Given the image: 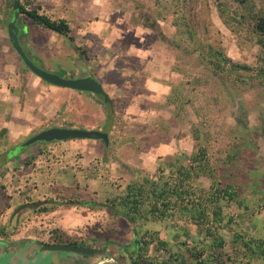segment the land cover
I'll return each mask as SVG.
<instances>
[{"label": "rangeland", "instance_id": "1", "mask_svg": "<svg viewBox=\"0 0 264 264\" xmlns=\"http://www.w3.org/2000/svg\"><path fill=\"white\" fill-rule=\"evenodd\" d=\"M6 1L0 0V129L7 127L16 140L0 156L7 159L4 167H0L1 173L6 172L0 175V230L4 228L6 233L0 231V264L43 261L50 264L57 258L66 259L64 262L59 259L60 264L88 262L86 257L72 252L31 258L25 250L20 257L5 256L9 245L5 236L16 244L20 238H48L56 228L78 239L108 234L110 239L119 241L109 249L115 256L122 243L142 237L145 229L136 234L122 215H114L105 208L91 209L79 201L58 202L71 199L102 202L108 195L112 197L121 191L137 173L157 177L163 166L168 173L170 160L189 162L198 148L194 129L204 118L183 95L192 90L194 85L190 81L197 77L209 78V82L196 88L208 96L220 93L224 97L225 105L215 107L214 113L210 111L212 119L208 116L204 119L218 139L217 146L230 143L226 129L236 137H246L243 155L247 156H241L238 163L242 170L224 180L244 185L241 197L249 205L248 210H234L237 221L234 229L264 238V85L239 92L230 83H224L220 75L210 72L199 59L202 45L212 44L235 63L257 65L260 46L255 38L241 25L235 26L232 19V26L228 25L221 15V3L230 2V12L235 3L20 0L28 9L36 5L40 11L67 17L75 27L74 43L88 52L84 61L81 49L67 37L34 25L23 14L20 22L27 24L28 35L23 43L29 57L38 66L64 77L85 75L86 67L112 99L111 103H102L88 93L47 84L28 69L9 43V19L3 16ZM257 1L264 7V0ZM55 125L107 132V151L99 142L101 139L89 138L36 142L24 151L18 148L42 129ZM9 145L6 142L2 146ZM39 148L44 152L25 165V160ZM20 202L33 203L16 208ZM51 202L56 203L54 209L34 211ZM147 226L159 230L161 237L175 247L179 241L193 244L197 235L195 227L186 230L184 223L179 228L169 221ZM176 231L179 239L174 237ZM224 233L228 239L233 236L228 227ZM222 258L227 259L226 254Z\"/></svg>", "mask_w": 264, "mask_h": 264}, {"label": "trees", "instance_id": "2", "mask_svg": "<svg viewBox=\"0 0 264 264\" xmlns=\"http://www.w3.org/2000/svg\"><path fill=\"white\" fill-rule=\"evenodd\" d=\"M229 3H221V15L228 25H231L232 19L236 23L235 26L241 25L249 35L255 38V42L260 46L257 65L235 63L212 44L202 45L204 49L199 53V59L210 72L220 75L224 83H230L237 91L244 92L249 88L264 85V7L259 6L257 0H231V3L236 5L230 12ZM12 8L13 0H7L3 7L5 19L11 18ZM20 9L21 14L31 18L34 25L47 27L67 37L76 48L81 49L83 53L81 58L86 61L87 49L74 43L75 27L67 17L40 11L39 6L36 5L28 9L22 2H20ZM188 29L190 36L193 37L191 28ZM82 66L85 67L84 64ZM83 70L89 73L86 67ZM208 82L209 78H194L190 81L194 85L192 90L183 95L192 102L196 111L204 119L206 116L213 115L209 113L210 111L214 113L215 107L225 105L222 94L216 93L208 96L204 90L196 88ZM242 86L244 89H241ZM101 97L99 95L97 99L103 103L104 100ZM182 107L184 108V105ZM204 119L194 129L193 135L198 148L189 162L170 160L168 173L164 171L163 166L160 169L162 172L157 177L141 176L137 173L135 177L128 180L121 191L112 197L108 195L107 199L102 202L93 199H71L61 201L60 204H65V202L74 204L79 201L80 204L91 209L105 208L114 215L124 216L132 224L136 234L144 228L142 237H135L127 244L122 243L121 247L115 251L117 258L123 264H264V238L252 235L243 229H234L237 223L234 210L249 209V205L241 197L244 185L240 186V183H234L231 180L224 181L228 176L236 175L242 170L241 167L239 169L238 163L241 156H247L243 155L246 137L245 135L236 137L237 135L235 136L231 130L226 129L230 143L228 145L220 143L217 146L218 139L215 138L213 129ZM7 129L5 126L0 129V156L6 154L14 146L13 142L16 140ZM4 142H10L11 145L2 146ZM99 142H102L104 150L107 151L109 145L107 146L104 140H99ZM41 143L46 144L47 142ZM43 152L44 149L39 148L34 154L31 153L25 160V165L31 163L35 156ZM5 158L0 157L2 159L1 168L7 161ZM5 173L0 172V175ZM34 202L37 204L38 201ZM31 203L20 202L16 208L21 209ZM55 205V202L44 203L34 211L48 212L55 208ZM164 221L171 222L175 228H179L181 223L185 224L186 230H189V226L195 227L197 235L193 244L179 241V246L175 247L169 240L161 237L159 230H153L152 227L147 226ZM227 227L233 231L231 239H228L224 233ZM0 231L3 235L6 234L4 228ZM54 234L62 242L74 245L88 244L90 247H98L106 251L114 246L113 243L119 242L116 239H110L108 234L100 233L78 239L66 236L56 228ZM174 237L179 239L180 235L177 231ZM103 239L104 242H102ZM226 246H229V249L226 250ZM223 254H226L229 260L223 259ZM83 258L87 259L86 264H93L101 259H93L87 255Z\"/></svg>", "mask_w": 264, "mask_h": 264}, {"label": "water", "instance_id": "3", "mask_svg": "<svg viewBox=\"0 0 264 264\" xmlns=\"http://www.w3.org/2000/svg\"><path fill=\"white\" fill-rule=\"evenodd\" d=\"M21 15L20 0L13 1V8L11 11V19L8 22L7 30L10 38V42L16 52L20 55L24 63L29 67L41 79L47 81L50 84L70 88L78 91L92 92L98 95H103L104 100L112 101L108 92L105 90L102 83L93 75L79 76V77H64L57 72L52 70L44 69L38 66L24 50L20 39V28L17 24L18 19ZM78 138H89V139H101L104 140L106 145H109V135L99 129H87V128H76V127H65V126H53L41 130L31 138H29L23 145H19L20 150L28 148L30 145L43 141L50 142L54 140H68ZM38 243L41 249L50 251H68L78 253L82 255H88L93 257L101 258L93 264H123L115 255L109 251L103 250L97 247H88L81 245L71 244H53L49 245L42 241H35ZM137 242V241H136Z\"/></svg>", "mask_w": 264, "mask_h": 264}, {"label": "flooded vegetation", "instance_id": "4", "mask_svg": "<svg viewBox=\"0 0 264 264\" xmlns=\"http://www.w3.org/2000/svg\"><path fill=\"white\" fill-rule=\"evenodd\" d=\"M21 15H23V14H21ZM21 15H20V17H21ZM20 17H19V19H18V22H17V24H18V26H19V28H20V39H21V42H22V45H23V47H24V50H25V43H23V40H24V37H26L27 35H28V32H25V29H26V26H27V24H23V23H21L20 21ZM11 19V18H10ZM9 19V20H10ZM7 33H8V30H7ZM8 38H9V35H8ZM9 43H10V46H12V44H11V42H10V38H9ZM13 47V46H12ZM13 49H14V47H13ZM15 50V49H14ZM16 51V50H15ZM26 51V50H25ZM27 53V52H26ZM19 55V54H18ZM19 57H20V55H19ZM21 58V57H20ZM88 70V69H87ZM53 71V70H52ZM55 72V71H54ZM86 75H93L90 71H89V73H85V75H75V76H73V77H79V76H86ZM93 76H95V75H93ZM96 77V76H95ZM97 78V77H96ZM98 79V78H97ZM43 80V79H42ZM99 80V79H98ZM44 82H46L47 84H50V83H48L47 81H45V80H43ZM100 81V80H99ZM52 85V84H51ZM70 89V88H69ZM74 90V89H73ZM78 91V90H77ZM82 92H85V91H82ZM88 94H90L94 99H97L98 97H99V95L98 94H95V93H93V94H91L92 92H87ZM95 94V95H94ZM100 96H102L101 98H103V100H104V97H103V95H100ZM104 102H105V100H104ZM107 102H109V103H111V101H107ZM55 126H60V125H55ZM53 127V126H52ZM65 127H72V126H65ZM49 128V127H48ZM43 130V129H42ZM55 141V140H54ZM41 142H43V141H41ZM50 142H52V141H50ZM47 143H49V142H47ZM24 151V150H23ZM61 201H63V200H61ZM61 201H59L58 203H61ZM69 204H71V203H69ZM54 209V208H53ZM6 238L8 239V236H6ZM17 241H20V242H16V244H14V242H8V246H7V248H6V251H5V256L7 255H11V257H20L21 256V253L23 252V251H27L29 254H28V256H31V258H34L35 256L36 257H38V256H43V257H45V255L44 254H48L49 256H52V255H55V254H58V253H60V252H66V253H71V252H68V251H48V250H45V249H41L40 250V246L38 245V243H36L35 241H42V242H44V243H46V244H49V245H53V244H70V243H67V242H62V241H60V238L58 237V236H55V234H54V231L49 235V237L48 238H42V239H35V238H32V237H27V238H20V239H16ZM21 240H22V242H21ZM18 244V245H17ZM71 245H74V244H71ZM81 246H88V247H90V245H88V244H86V245H81ZM98 248V247H97ZM31 251V252H30ZM110 253H112L110 250H108ZM73 253V252H72ZM76 255H80V256H85V255H82V254H78V253H75ZM88 256V255H87ZM93 259H97L98 257H93V256H91ZM117 257V256H116ZM17 258H15L14 260H16ZM59 259H62V258H59ZM58 258H57V260L55 261L54 259H53V262H51L50 264H60V263H62L61 262V260H59ZM99 259V258H98ZM38 260V259H37ZM63 260V259H62ZM66 259H64L63 260V262L65 261ZM18 261V260H17ZM16 261V262H17ZM87 261V260H86ZM98 261V260H97ZM9 262H10V259H9ZM7 264H9V263H7ZM41 264H46L45 263V261H43V263H41ZM68 264H70V263H68Z\"/></svg>", "mask_w": 264, "mask_h": 264}, {"label": "bare ground", "instance_id": "5", "mask_svg": "<svg viewBox=\"0 0 264 264\" xmlns=\"http://www.w3.org/2000/svg\"><path fill=\"white\" fill-rule=\"evenodd\" d=\"M91 263V262H90Z\"/></svg>", "mask_w": 264, "mask_h": 264}]
</instances>
